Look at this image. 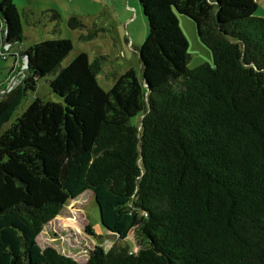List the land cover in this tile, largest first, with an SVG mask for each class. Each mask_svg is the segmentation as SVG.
<instances>
[{"label":"trees","instance_id":"1","mask_svg":"<svg viewBox=\"0 0 264 264\" xmlns=\"http://www.w3.org/2000/svg\"><path fill=\"white\" fill-rule=\"evenodd\" d=\"M227 1L201 34L213 62L148 90L134 68L105 90L106 55L81 52L62 67L69 38L23 51L29 77L0 96V131L39 79L59 99L36 97L0 133V264H264V16L254 0L228 16ZM47 13L59 24L56 9ZM68 25L84 26L78 16ZM5 30L22 45L13 0H0V48ZM88 192L129 199L114 233L132 232L135 252L95 246L78 262L40 245L65 204Z\"/></svg>","mask_w":264,"mask_h":264},{"label":"rangeland","instance_id":"2","mask_svg":"<svg viewBox=\"0 0 264 264\" xmlns=\"http://www.w3.org/2000/svg\"><path fill=\"white\" fill-rule=\"evenodd\" d=\"M241 1H227L226 14L237 16L247 13V10H240L238 3ZM13 2L21 15L24 39L21 46L3 42L0 48V82L3 83L0 92L11 90L29 77L23 51L36 42L55 36L69 38L74 45L62 67L68 66L81 52H87L91 59L99 55L107 56L108 60L98 76L105 90L112 87L115 76L130 68L136 70L148 90L150 85L177 76L185 68L213 62L212 52L202 42L201 34L220 0ZM50 9H56L61 14L59 24L51 18V14L47 15ZM71 16H78L84 26L70 28L68 20ZM36 97L49 101L59 99L50 89L49 78L39 79L36 90L29 92L0 133L8 129ZM129 205L128 198L99 196L90 192L76 200H69L38 237L40 245L44 249L54 248L78 262H85L90 249L95 246L109 249L121 244L135 252L137 246L132 232L122 241L114 233L115 224L125 219V208Z\"/></svg>","mask_w":264,"mask_h":264},{"label":"crops","instance_id":"3","mask_svg":"<svg viewBox=\"0 0 264 264\" xmlns=\"http://www.w3.org/2000/svg\"><path fill=\"white\" fill-rule=\"evenodd\" d=\"M258 4L257 13L264 16V0H256Z\"/></svg>","mask_w":264,"mask_h":264},{"label":"water","instance_id":"4","mask_svg":"<svg viewBox=\"0 0 264 264\" xmlns=\"http://www.w3.org/2000/svg\"><path fill=\"white\" fill-rule=\"evenodd\" d=\"M5 22V21H4ZM5 25H6V28H7V24H6V22H5ZM6 36H7V31L5 30V38H4V42H7V40H6ZM25 60H26V67L28 68L29 67V55L27 54V55H25ZM6 91H3L2 93H1V95L3 94V93H5ZM0 95V96H1Z\"/></svg>","mask_w":264,"mask_h":264}]
</instances>
